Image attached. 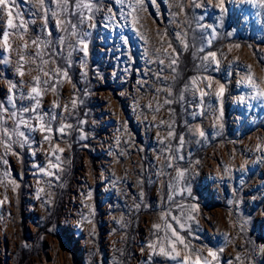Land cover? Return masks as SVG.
Here are the masks:
<instances>
[{"label": "rangeland", "instance_id": "obj_1", "mask_svg": "<svg viewBox=\"0 0 264 264\" xmlns=\"http://www.w3.org/2000/svg\"><path fill=\"white\" fill-rule=\"evenodd\" d=\"M8 4L0 264H264V0Z\"/></svg>", "mask_w": 264, "mask_h": 264}, {"label": "snow or ice", "instance_id": "obj_2", "mask_svg": "<svg viewBox=\"0 0 264 264\" xmlns=\"http://www.w3.org/2000/svg\"><path fill=\"white\" fill-rule=\"evenodd\" d=\"M143 2H144V0H140L141 6H143ZM155 2H156V0H151V3L155 4ZM0 6H3V7H9L8 0H0ZM262 6H264V5H262ZM9 16L11 17V10H10V8H9ZM8 25H9V27H13V26H14L13 23H12V19H9V20H8ZM5 39H6V37H5ZM85 47H86V46H85ZM32 91H33L34 93H36V95H39V93L37 92V90H36L35 88H33ZM221 91H223V89H221ZM42 128H43V125H42ZM47 131L50 132L51 129H47ZM60 131L63 132V128L60 129ZM201 135H203V133H201ZM45 139L47 140L48 137L45 136ZM212 255H214V254H212Z\"/></svg>", "mask_w": 264, "mask_h": 264}]
</instances>
